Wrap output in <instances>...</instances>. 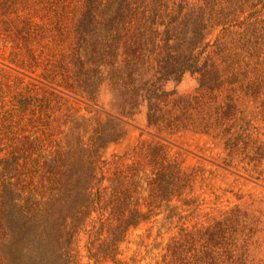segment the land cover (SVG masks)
Returning <instances> with one entry per match:
<instances>
[{
	"label": "trees",
	"instance_id": "16d2710c",
	"mask_svg": "<svg viewBox=\"0 0 264 264\" xmlns=\"http://www.w3.org/2000/svg\"><path fill=\"white\" fill-rule=\"evenodd\" d=\"M42 1L30 13L48 10L50 17L24 22L18 32L25 42L6 65L30 82L8 73L0 80V264H120L132 228L162 211L170 222L185 207L198 211L194 173L162 136L190 124L186 114L161 113L158 104L169 97L163 84L189 72L198 76V92L239 83L243 92L263 94L264 0ZM19 3L18 19L28 7ZM64 26L72 43L50 51L46 42ZM132 65L147 75L140 92L152 138L140 136L106 158V148L126 138L123 107L115 116L91 105L109 70L119 97ZM188 98L185 108L199 99ZM252 217L234 208L207 226L182 224L165 247V264H251L252 233L241 226ZM81 234H88L85 263Z\"/></svg>",
	"mask_w": 264,
	"mask_h": 264
},
{
	"label": "rangeland",
	"instance_id": "374dc122",
	"mask_svg": "<svg viewBox=\"0 0 264 264\" xmlns=\"http://www.w3.org/2000/svg\"><path fill=\"white\" fill-rule=\"evenodd\" d=\"M18 1L29 7L25 11L21 10L27 16L19 19L13 13V6ZM37 2H40L39 6L46 4L42 0H0V80H5L3 74L8 73L13 77L23 78L26 83L30 82L28 77L10 70L6 65L12 58L14 46L22 44L18 29L26 28L24 22L38 23L42 13L50 17L48 10L30 13V8H34ZM27 18L31 20H25ZM64 23L70 25L71 20ZM69 29L70 26H64L65 31L61 35L56 32V39L52 43L46 42L45 47H49L50 51H55L58 47H69L72 37L65 33ZM32 43L33 40L30 39L27 45ZM143 67L131 66L135 74L130 78L126 77V85L123 89L119 88L118 95L121 94L116 99V87L112 89L113 71L109 70L101 86L98 102L91 105L92 108L85 104L81 106L82 109L91 108L96 113L105 112L115 116H118L115 107H123L124 117L121 118L126 124L127 135L120 143L106 148V158L112 154L124 153L140 136L143 139L152 138L146 121L148 108L142 101L143 94L140 92V83L147 78ZM240 85L219 83L213 89L199 88L198 92V76L189 72L184 74L178 84L171 81L163 84L169 97L163 96V101L159 102L161 113L171 111L180 117L186 114L184 121L190 124L186 128L178 124L181 128L178 126L173 134L162 136L171 153H178L184 161V168L194 173L196 184L193 195L196 197L195 204H199L198 211L191 214L190 207H185L181 219H174L173 222L166 220L165 211H162L132 228L127 242L121 246L118 256L120 264H165L169 259V254H164L165 247L172 237L181 236L182 224L189 229L207 226L234 208L247 209L249 215L255 217L254 224L252 217L241 229L242 233H247L249 228L252 233L249 247L253 254L251 264H264V92L257 97L239 90ZM245 85L251 86L252 83L247 82ZM188 96L199 98L191 101L192 108H185ZM230 102L236 103V109L228 108ZM203 127L206 128L204 131L201 129ZM87 240L88 234H81L78 239L82 263L87 260ZM198 245L199 241L194 247L199 248Z\"/></svg>",
	"mask_w": 264,
	"mask_h": 264
}]
</instances>
